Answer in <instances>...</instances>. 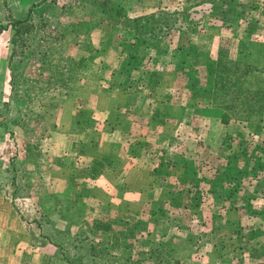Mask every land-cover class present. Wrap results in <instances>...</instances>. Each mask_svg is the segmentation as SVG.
Here are the masks:
<instances>
[{
  "label": "crops",
  "instance_id": "crops-1",
  "mask_svg": "<svg viewBox=\"0 0 264 264\" xmlns=\"http://www.w3.org/2000/svg\"><path fill=\"white\" fill-rule=\"evenodd\" d=\"M21 1V6L23 2H27L26 12L23 7L19 11L20 8L11 5L13 12L16 9L14 16L17 18H24L25 13L29 11V0ZM111 1L115 6L117 5L118 15L123 12V16L130 18L155 17L159 8L164 5L169 6V3H164L165 0ZM173 1L166 0V2ZM192 1L199 3L211 1L217 4H213L209 12L201 11L205 7L203 6L197 10V14L190 10L180 12L175 7L169 9L167 13L169 17L201 19L197 20L200 23L197 29L195 26L193 29L189 28V20L186 24L183 23V26H179L176 29V43L167 42L159 52L163 54H156V58L160 57L168 61L165 67L167 65L169 68L173 67L170 72L172 76L175 73L172 89L169 85L167 91L161 94L158 90V76L155 75L148 80L147 76L142 75L140 82L149 83L154 90L147 92L142 84L126 91L121 90V96H125L124 101L121 100L122 103L118 106H111L102 111V126L97 140L95 137L91 139V125L87 127L85 123L73 122L68 134L71 139L69 145L61 149L62 147L59 146L61 141L57 140L54 141L52 148L51 146L49 148L52 150L60 148L62 155L71 153L77 159L75 161L77 170L79 166L82 167V170L79 169L81 171H77L76 177L70 175V180L64 179L66 183L68 182L65 188L69 189V192L65 194V190L63 194L66 196L63 197L66 199L70 196L73 199L71 193L75 187L74 194L78 198L85 199L89 196L95 198L93 195L96 193L95 196L98 195L101 204L93 206L90 211L93 212L99 207L115 210L116 214L104 219L110 221L112 226L125 219L144 230L157 218L174 209L178 200L187 202L189 195L193 194L191 192L198 190L199 193H196V198L199 199L196 204L198 220L201 222L206 218L202 217V212L210 211L209 218L215 233L219 231L216 229L223 226H232L236 229V235L230 236L229 240H234L240 248L239 253L236 251L237 264H241L242 260L250 263L257 260L263 264L264 191L260 184L263 183L264 175L255 182L251 177L241 184L227 180L221 184L216 178L225 174L236 182L239 178L244 180L245 177L252 175V173L246 176L238 174L242 169L250 171L254 163L250 159L251 156H246L244 160L237 150H230L234 146L249 147V143L257 136L260 140L256 141L259 145L257 151L264 154L262 151L264 150V0ZM105 2L108 3L107 0ZM108 16L109 13H102L101 17ZM102 24L109 23L103 19L98 27L93 26L89 30L94 33L97 29L100 35L104 34ZM127 29L128 25L120 32L128 35ZM170 29L173 31V27ZM6 30H9L8 27L0 32V38ZM154 31L155 27L147 33L152 34L151 32ZM172 31L169 32L167 29L169 33ZM128 39L129 41L126 42L121 41L115 47L116 50L125 49L124 44L136 47L137 41L141 42V39L135 41L133 37ZM102 41L101 46L106 48L105 37ZM222 55L228 57L230 61H244L252 68L244 73V84L240 89L252 94L257 89L263 90L256 95L262 99L259 119L237 120L233 117L223 119L226 109L224 105L216 102L214 95L212 97V94L216 93L214 85L218 80L217 68L213 69V74L208 73L214 66L219 65L217 60L221 59ZM124 56L119 57V62L123 61L125 64L128 59L125 60ZM4 57H0V62ZM141 63L137 65L141 66ZM127 66L125 65V68H128ZM193 67L197 72L195 68V73L192 72ZM145 72L150 73L151 70ZM230 76L233 82L240 83L236 74ZM180 77L182 84L178 86V91L174 92L175 81ZM191 79L196 82L197 87L194 89L188 85ZM212 82L214 83L210 90L204 89L207 83ZM237 99L241 100L240 97ZM79 131H83L86 139L79 135ZM227 140L231 144L230 147H225ZM77 142L79 146L75 145L78 144ZM232 151L238 153L232 155ZM210 156L213 157L209 158ZM262 158L264 160V155ZM57 160L65 162L66 158L63 161L61 157ZM60 168L63 170L64 165ZM74 178H82L83 184L75 185ZM55 194L62 196V191H57ZM173 203L176 205L174 206ZM89 206L87 205V209ZM43 210L45 212L46 208ZM153 211L155 214L152 213ZM23 213V210L16 209L12 203L0 201V264H78L69 261L59 250L56 251L50 246L49 249L45 248L46 244L41 249L31 248V243H38L40 239L48 238L51 241L47 237L50 233L47 232L46 235L45 224L57 228L66 226L61 223V213L55 215L54 220L47 219V223L44 220L42 224L38 223L41 220L22 216ZM70 221L71 219L67 224L70 225ZM145 222L147 223L140 227V224ZM34 223L36 229L31 232L30 225ZM113 232L121 242L129 240V237L123 236L118 231ZM94 234L96 232L91 236ZM207 234L206 229H199V240L203 238L204 242H224V239H227L219 234L217 236ZM237 234L244 237L241 242L243 247L239 244ZM130 240L136 241L131 237ZM209 253L210 251L200 249L196 258H205Z\"/></svg>",
  "mask_w": 264,
  "mask_h": 264
},
{
  "label": "rangeland",
  "instance_id": "rangeland-1",
  "mask_svg": "<svg viewBox=\"0 0 264 264\" xmlns=\"http://www.w3.org/2000/svg\"><path fill=\"white\" fill-rule=\"evenodd\" d=\"M107 1L108 3L105 0H29V14L25 13L24 18L28 20L30 29H21L22 32H15V27L10 22L21 18L14 16L16 9L13 12L11 5L20 8L19 11L23 7L26 12L27 2H23V6H21V0H0V23L6 25L1 31L7 27L9 29L0 38V57L5 56L0 62V201L12 203L16 209L23 210L22 216L41 220L38 222L40 224L44 220L47 223V219L54 220L55 215L63 213L60 217L61 223L66 226L57 228L45 224L46 235L47 232L50 233L47 237L51 241L48 238L47 240L40 239L38 243H31V248L41 249L46 244L45 248L49 249L50 246L56 251L59 250L69 261L78 264H94V261L101 264L136 263L113 255L99 256L93 259L91 255H86V252L83 251L77 254L78 249L73 245L77 240L76 234L78 241L93 232L107 235L109 240L112 239L110 243L113 245V250L126 255L132 252V244L135 242L130 240L129 235H126L129 240L121 242L113 232L116 228L118 229L120 224L112 226L110 221H104L107 216L111 218L116 214L115 210L100 209L99 207L93 212L90 211L93 206L101 204L97 198L98 195L95 196V191L93 196L96 199L90 196L85 199L78 198L74 194L76 187L71 193L73 199L70 196L66 199L63 197L66 196L63 194L66 190L65 185L68 184L64 179L70 180V175L76 177L77 171H81L82 167L79 166L78 168L81 170H77L75 166L77 159L71 153L62 155L60 148L52 150L49 146L52 148L54 141L60 140L61 149H64L65 145L67 147L71 141L68 134H70L69 129L73 122L85 123L87 127L91 125V139L95 137L97 140L100 126H102V111L111 106H118L119 103H122L121 100L124 101L125 96H121V90L136 88L139 84L146 87L147 92L154 90L149 83L140 82L142 75L147 76L148 80L155 75L158 76V90L161 94L167 91L169 85L172 89L175 73L172 76L170 72L173 67L169 68L168 65L165 67L168 61L166 62L164 58H156V54H163L159 52L167 42L176 43V29L179 26H183V23L186 24L189 20V28L193 29L195 26L197 29L200 26L197 20L201 19L169 17L167 16L169 9L175 7L180 12L190 10L197 14V10L203 6L205 7L201 11L209 12L213 4H217L211 1L199 3L192 0L176 2L173 0V2H166L165 0L164 3H169V6L164 5L159 8L158 15L151 17L152 23H155L153 35L154 37L160 36L159 41H154L153 37L151 40V34L141 29L140 37L146 35V40L139 43L137 41L136 47L124 44L125 49L118 51L115 47L121 41H129L130 36L120 31L128 25L130 17L123 16V12H118L120 17L113 8L106 12L110 16L104 18L109 24L101 25L104 34L100 35L97 29L94 33L89 30L93 26L98 27L101 22L102 13H99L98 3L104 2L108 5L114 3L111 0L112 3ZM170 27H173V31ZM167 29L172 32H167ZM104 37L107 41L106 44L105 41L103 43L107 45L106 48L101 46ZM133 51H136L134 57L130 56L131 58L129 57L125 64L123 61L119 62L120 56L125 55L126 60L127 54ZM139 63L142 65H137ZM125 65H128V68H125ZM90 67H92L91 70ZM195 69L192 71L193 73H195ZM149 70H151L150 73L145 72ZM178 80L175 81L174 92L182 84L181 77ZM78 133L83 136V139H86L83 131ZM256 141H260L257 136L249 143V147L236 145L230 149L237 150L244 160L246 156H251L250 159L254 163L253 168L250 167V171L239 170L238 174L241 176H246L249 173L252 175L248 178L244 176L246 178L244 180L237 179L238 184L247 179L250 180L251 177L255 182L264 175V160L262 158L264 154L257 151L259 145ZM77 143L75 145L79 146V142ZM225 143V147L231 146L228 140ZM237 151H232V155H236ZM262 151L264 152V150ZM60 157L62 161L66 158L65 162L58 161L57 158ZM63 165L62 170L60 167ZM74 179L75 185L83 184L82 178ZM190 185L188 184V186ZM261 186L264 191V178ZM55 191H62V196L56 195ZM67 192L69 189L65 191V194ZM258 196L262 197L263 194H258ZM87 205L91 207L89 206L87 209ZM205 205L203 204V206ZM44 208H46L45 212ZM57 208L60 209L56 210ZM174 209L178 211L176 214L181 215V222L186 226L189 225L194 232L206 229L207 235L217 236L219 234L227 239H224V242H204L203 238L199 240L198 233H194L198 240L197 243L191 245L184 240L187 229L182 228L181 232L175 230L166 237L167 242H172L174 241L172 240L173 236H178L175 237L177 250L172 251V255L169 256L171 264H237L238 254L236 251L239 253L240 248L234 243V240H229L230 236L236 235V229H233L232 226H223L216 229L219 231L215 233L209 218L210 211L201 213L202 217L206 218L200 222L197 208L191 211L189 207L177 204ZM172 211L170 210V214L175 215ZM152 213L155 214L154 211ZM69 219H71L70 225L67 224ZM146 223H141L140 227ZM30 227L33 232L36 229V224H31ZM149 227L151 228V226ZM146 229L148 228L146 227ZM152 233L150 232V235ZM237 236L240 246L243 247L241 242L244 237L239 234ZM211 238L213 237L211 236ZM182 243L186 245L184 246ZM196 245L199 249H194ZM79 247L83 248L81 243ZM200 249L210 251V253L205 258L198 259L196 257H198ZM137 250H139L138 247ZM177 257L179 258L178 262L173 260ZM241 264H260V262L253 260V263H250L242 260Z\"/></svg>",
  "mask_w": 264,
  "mask_h": 264
},
{
  "label": "trees",
  "instance_id": "trees-1",
  "mask_svg": "<svg viewBox=\"0 0 264 264\" xmlns=\"http://www.w3.org/2000/svg\"><path fill=\"white\" fill-rule=\"evenodd\" d=\"M195 2V1H194ZM100 6L99 8V13H106L111 11L113 8L117 12L118 8L114 5H108L104 2L98 3ZM186 5V4H185ZM189 11V10H187ZM104 17H101V20H103ZM27 19H16L13 22H10V24L15 27V32H22L21 29L28 30L30 29V25L27 23ZM100 22V19H98ZM129 21V20H128ZM26 24V25H24ZM128 24V29L127 33L130 37H133L134 40H140L141 42L143 40H146V35L144 37H140V34L142 31L148 32L153 26H155V23H152L151 18L149 17H142V18H131L130 22H127ZM2 23H0V31L2 28H4ZM25 26V27H24ZM143 29L141 32L140 30ZM151 40L153 37L154 41H159L160 36L154 37L153 33L151 32ZM136 54V51H133L132 53L127 54L126 59H129V57H134ZM130 57V58H131ZM221 59L217 60V63L219 65L214 66L212 69L208 71V73L213 74L215 68H217V74H218V80L215 81L214 88L216 90L215 94H212L216 97L215 100L216 102L221 103L224 105L226 111L223 114V119H228V118H235L237 120H242V119H259L261 117V102L262 99L256 95H258L259 92H261L262 89L256 90L254 94L252 93H245V90L240 89V86L243 87V79H244V73L249 71L250 67H248L244 61L241 62H235V61H230V59L225 57V55H222L220 57ZM227 60V61H225ZM233 62V63H232ZM232 65V67H230ZM214 69V70H213ZM234 69V70H232ZM232 70V71H231ZM257 73V70H256ZM237 75L238 80L240 83H235L233 82L232 78L230 75ZM243 78L241 79V77ZM213 83H207L206 87L207 89H211L213 86ZM260 84V83H259ZM189 86H191L192 89L196 88V82L191 79V81L188 83ZM263 91V90H262ZM249 92V91H248ZM241 98V100H238L237 98ZM218 99V100H217ZM221 101V102H220ZM217 181H221V184L223 181H232L234 183H237V180L235 182L232 177L222 174L221 177L216 178ZM261 185V184H260ZM193 194L189 195V200L183 201V200H178L176 204H181L186 208H190L191 211L196 208L197 201V195L196 193H199L198 190H195L191 192ZM219 196V195H218ZM176 204L173 203L175 206ZM176 208V207H175ZM175 215L170 214L169 211H167L166 215H163L155 222L152 223L151 228L148 226V229H153V230H148L146 231L141 230L136 227V224L132 221L129 220H122L120 223V226L118 229L116 228V231H118L120 234L123 236L129 235L131 238H135L136 241L135 243L132 244V252L126 254H121L113 250L111 247V243L107 235H103L100 233H96L95 235H86L83 238L78 241L77 234L75 235V238L77 240L74 241V244L77 249L78 253L80 251L86 252V255H91L93 259L95 257L99 256H119L123 260H127L129 262H134L136 264H148L151 262L152 264H171L169 256L172 255V251L177 250L176 247V240L175 237L177 238L178 236H173L172 242H167L166 237L171 234L173 231L177 230L178 232H181L182 228L186 230L185 233V242L187 241L191 245L193 243H197V236L194 235V233L199 234V230L194 232L192 229H190L189 225H184L181 220L182 217L179 214H176L177 209H172ZM171 212V213H172ZM63 213H61V216ZM201 230V229H200ZM150 232L152 235H150ZM128 237V236H127ZM139 239V240H138ZM80 243L82 244L83 248H80L79 245ZM181 243V242H180ZM184 246L186 244L182 243ZM137 247L139 250H137ZM198 248L197 245L194 247V249ZM85 250V251H84ZM79 256V255H78ZM80 258V257H79ZM166 258V260H164ZM179 258H173L175 261H179ZM94 264H101L97 261H94Z\"/></svg>",
  "mask_w": 264,
  "mask_h": 264
}]
</instances>
